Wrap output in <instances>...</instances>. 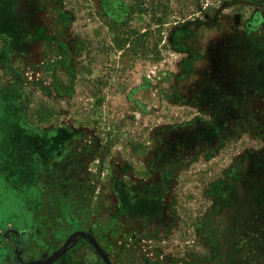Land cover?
<instances>
[{"label": "rangeland", "instance_id": "rangeland-1", "mask_svg": "<svg viewBox=\"0 0 264 264\" xmlns=\"http://www.w3.org/2000/svg\"><path fill=\"white\" fill-rule=\"evenodd\" d=\"M14 167L72 194L88 264H264V0H0Z\"/></svg>", "mask_w": 264, "mask_h": 264}, {"label": "crops", "instance_id": "crops-1", "mask_svg": "<svg viewBox=\"0 0 264 264\" xmlns=\"http://www.w3.org/2000/svg\"><path fill=\"white\" fill-rule=\"evenodd\" d=\"M34 174L9 168L1 183L0 264H88L84 213L73 209L71 193L49 190L56 182L36 181Z\"/></svg>", "mask_w": 264, "mask_h": 264}, {"label": "water", "instance_id": "water-1", "mask_svg": "<svg viewBox=\"0 0 264 264\" xmlns=\"http://www.w3.org/2000/svg\"><path fill=\"white\" fill-rule=\"evenodd\" d=\"M27 264H38V263H27Z\"/></svg>", "mask_w": 264, "mask_h": 264}, {"label": "trees", "instance_id": "trees-1", "mask_svg": "<svg viewBox=\"0 0 264 264\" xmlns=\"http://www.w3.org/2000/svg\"><path fill=\"white\" fill-rule=\"evenodd\" d=\"M137 9V8H136ZM137 10H140V9H137Z\"/></svg>", "mask_w": 264, "mask_h": 264}]
</instances>
